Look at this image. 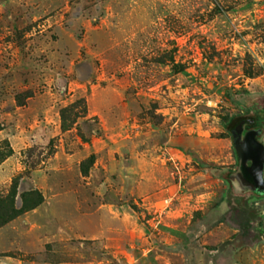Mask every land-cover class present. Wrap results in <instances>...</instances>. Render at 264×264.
Listing matches in <instances>:
<instances>
[{
    "label": "rangeland",
    "instance_id": "rangeland-1",
    "mask_svg": "<svg viewBox=\"0 0 264 264\" xmlns=\"http://www.w3.org/2000/svg\"><path fill=\"white\" fill-rule=\"evenodd\" d=\"M245 93L264 95V0H0V196H43L0 227V264L235 246L211 169L237 163L224 122Z\"/></svg>",
    "mask_w": 264,
    "mask_h": 264
},
{
    "label": "trees",
    "instance_id": "trees-1",
    "mask_svg": "<svg viewBox=\"0 0 264 264\" xmlns=\"http://www.w3.org/2000/svg\"><path fill=\"white\" fill-rule=\"evenodd\" d=\"M232 102L240 109V113L229 117L224 122L231 141L232 136L236 133L256 129L261 132L258 137L261 142V138L264 136V95L239 94L232 99ZM11 153L10 149L7 153H0V160L5 159ZM234 153L237 159L234 168L213 167L211 169L212 176L222 180L227 186L225 196L218 202V206L225 203L228 211L218 223L225 222L229 217L233 218L239 224V227L236 228L239 232L233 238L235 241L234 247H252L264 241V210L257 205V202L264 199V197H257L250 192H241L234 188L231 176L238 165L235 150ZM16 195L17 185L8 195L0 196V227L5 226L24 213L36 209L43 203L42 194L33 190L22 195V207L16 209Z\"/></svg>",
    "mask_w": 264,
    "mask_h": 264
},
{
    "label": "water",
    "instance_id": "water-1",
    "mask_svg": "<svg viewBox=\"0 0 264 264\" xmlns=\"http://www.w3.org/2000/svg\"><path fill=\"white\" fill-rule=\"evenodd\" d=\"M260 133L253 129L232 136L238 165L231 181L238 191L264 197V144L258 139Z\"/></svg>",
    "mask_w": 264,
    "mask_h": 264
},
{
    "label": "crops",
    "instance_id": "crops-1",
    "mask_svg": "<svg viewBox=\"0 0 264 264\" xmlns=\"http://www.w3.org/2000/svg\"><path fill=\"white\" fill-rule=\"evenodd\" d=\"M218 202L216 203L218 208H216L215 211L213 212L214 216L215 215L216 216H218V215L222 216L226 210L225 209L226 204L224 203L221 206H218ZM196 208H200V206H198ZM220 208H221V213L223 211L222 215L219 213L217 214V211ZM201 209H203V206L201 207ZM204 221L205 220H203V222L196 224L195 225L196 228L204 227V223H205ZM217 221H215V222H217ZM217 228L219 230H221L222 226L220 225ZM229 237H230V235H228L226 239L221 240L222 243H225ZM195 248H196V246H194V247L188 246L186 248H184V247L177 248L178 255H180L181 260H179V261L170 260L169 263H166V264H264V253L261 251V249H259V245H257L255 248L253 246L252 247L249 246L250 255L251 254L255 255L253 257V260L249 261V262H242L240 260H233V259L230 260L229 258L231 257V255L229 253H226L225 251L229 252L232 249L240 250L238 248L236 249L234 247V245H232L230 243H227V245L224 248H222V247L216 248V249L211 250V251H208L207 249H203V248L201 249V247H200L198 253H196V254L194 253ZM152 250L156 253V256L154 257L152 264H164L162 259H161L162 256L159 253L161 251H164L165 249L162 247L160 248V246L157 245L156 248L155 249L153 248ZM256 253H258L259 255Z\"/></svg>",
    "mask_w": 264,
    "mask_h": 264
}]
</instances>
